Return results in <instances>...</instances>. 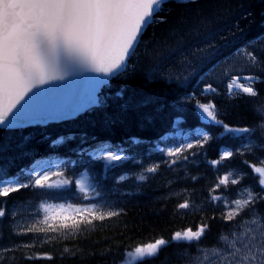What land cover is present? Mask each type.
Returning a JSON list of instances; mask_svg holds the SVG:
<instances>
[{
  "label": "trees",
  "instance_id": "16d2710c",
  "mask_svg": "<svg viewBox=\"0 0 264 264\" xmlns=\"http://www.w3.org/2000/svg\"><path fill=\"white\" fill-rule=\"evenodd\" d=\"M160 16L165 17L167 23L148 28L136 55L129 61L128 70L103 87L98 105L63 121L14 128L0 126V167L6 168L10 175L29 170L46 159L62 163L56 170L64 173L59 179L75 181L79 172L87 168L93 183L88 195L93 200L84 203L95 202V191H99L101 204L122 209L121 215L94 221V226L74 236L50 233L56 238L48 240L43 233L17 235L13 229L18 228L9 213L0 219V248L34 241L35 245L5 254L0 264H119L126 258L125 252L139 243L160 237L168 239L175 231L189 227L196 230L206 222L209 230L198 247L196 242L193 247L185 242H172L163 247L156 258L143 261V264L184 263L200 247L218 245V237L235 228L240 220V217L236 221L222 218L226 211L224 195L236 186L231 183L215 186L228 169L244 171L240 174L245 178L243 185L256 186L257 194L264 196L257 176L249 167L260 166L264 157V148L260 147L264 145L261 130L257 127L250 134L252 151H247L241 147L242 134H230L220 125L207 123L195 107L197 100L201 103L211 101L216 105L218 118L230 127L264 123L256 112L259 105L264 104V74L260 73L261 80L255 82L256 97H229L224 86H218L217 95H202L201 88L193 82L185 85L172 79L167 72L173 64L179 65V60H173V56L164 57L165 51L175 45L172 43L178 33L186 36V40L196 39L198 46L208 45V51L228 42L231 43L228 52L257 39L260 43L256 46L264 47V0H169ZM202 19H210L213 30L208 29L201 37L191 35L192 28L198 30ZM160 44L162 50L154 52ZM193 46L186 45L187 49ZM192 92L195 99L188 100ZM177 119L185 130L205 128L211 139L203 148L185 152L187 160L177 159L170 165L166 161L175 158L168 157L162 150L174 142L170 135ZM223 147L231 148L234 153L240 149L243 154L236 153L213 166L211 161L219 158ZM101 148L123 149L128 159L122 165H115L90 155L91 150ZM153 165H159L155 173L144 171ZM121 175L126 176L124 181H119ZM140 175L146 179L140 180ZM58 178L52 177L53 180ZM81 195L73 183L64 189H22L6 200L8 209L15 210L16 202L29 201L33 205L41 197L81 201ZM212 196L221 199L214 201ZM185 200L191 207L178 208L177 205ZM255 210L264 213V200L258 201L254 210L246 211L244 218ZM38 212L29 213L25 225L32 223ZM37 253H48L52 259H28L29 255Z\"/></svg>",
  "mask_w": 264,
  "mask_h": 264
},
{
  "label": "snow or ice",
  "instance_id": "6c2138e0",
  "mask_svg": "<svg viewBox=\"0 0 264 264\" xmlns=\"http://www.w3.org/2000/svg\"><path fill=\"white\" fill-rule=\"evenodd\" d=\"M168 2L169 0H0V126L14 128L22 120L40 114V105L34 99L36 90L44 89L57 81H66V77L78 76L84 71L99 74L93 76L88 104L99 103L97 91L107 84L109 79L117 78L128 70L129 61L136 55L148 28L167 23L160 13ZM259 43V39L247 41L243 47H237L232 52V56L241 57L243 68L248 71L247 74L242 71L232 74L234 70L225 67L224 78L220 82L224 84L229 97L258 95L254 85L261 77L251 69L264 72V47H257ZM225 63L227 64V60ZM215 83H206L201 89V94H219ZM192 99H195L194 94L188 97V100ZM195 107L202 120L222 126L227 133L251 134L258 127L261 136H264V123L253 127H230L218 118L216 105L211 101L201 103L197 100ZM256 112L264 121V106L256 109ZM210 139V134L205 131L194 136L189 142L167 147L162 151L175 159L166 162L171 165L175 164L177 159L187 160L185 152L203 148ZM260 147L264 148V145ZM245 149L252 151L248 145H245ZM236 153L243 154L240 149H236ZM236 153L231 148H225L219 158L212 160L211 164L217 166ZM97 159L122 165L128 157L124 155L123 149H110L106 152L102 150V155ZM260 163L264 165V160ZM249 167L264 190V166ZM158 168L159 165H153L144 171L155 173ZM54 176L63 177L64 173L50 169H29L10 175L6 168L0 167V219L9 213L13 218L18 215L15 210L8 209L6 198L22 189H64L74 183L83 194L84 200H93V197L88 195L90 189L86 187L83 179L53 180ZM118 179L124 181L126 176L121 175ZM139 179L144 180L146 177L140 175ZM240 179L242 177L235 178L230 172L219 178L215 187L227 186L229 183L236 185ZM246 191L247 198L225 202L227 210L222 214V218L226 221H236L240 217L235 230L221 234L217 241L220 246L214 245L211 254L199 253L202 258L194 259L192 264H264V215L255 213L247 219L243 216L246 211L254 210V206L258 201L264 200V196ZM95 196L101 197V192L95 191ZM211 199L215 201L221 198L212 196ZM20 203L16 202L14 207H20ZM177 207L188 209L191 205L185 200ZM40 208L43 212L42 219L39 218L38 212L32 223L21 225L13 231L17 235L43 233L48 240H52L56 237L49 235L50 233L65 237L74 236L89 226H94V221L118 217L123 211L98 202L78 205L60 203L55 206L41 204ZM208 230L206 222L200 224L196 230L191 227L178 230L168 239L160 237L139 243L132 250L126 251L124 256L127 258V264H136L137 261L143 264L148 258H156L162 248L172 242H185L189 247H193V242H196L198 247L199 241ZM34 245L35 241L32 244L0 248V260L7 253L21 248L31 249ZM67 251L68 249H65V252ZM28 259L51 260L52 256L48 253H37L29 255Z\"/></svg>",
  "mask_w": 264,
  "mask_h": 264
},
{
  "label": "rangeland",
  "instance_id": "374dc122",
  "mask_svg": "<svg viewBox=\"0 0 264 264\" xmlns=\"http://www.w3.org/2000/svg\"><path fill=\"white\" fill-rule=\"evenodd\" d=\"M183 1H189V0H183ZM199 22L200 24L198 26V30L193 27L191 31L193 30L194 31L191 35L201 37L202 35H205L207 33L206 31L208 29H210V32L213 30L212 29L213 27L211 25L213 22L210 21V19L209 20L202 19ZM172 44H175V45L171 49H167L165 51L164 55L166 56L164 57L173 56V60L175 59L179 60L178 61L179 65H176V63L173 64L170 67L169 72H167V74L172 79H177L183 82L184 84H188L189 82L193 81L194 83H197L199 88L202 89L206 83L215 81L216 82L215 84L219 86L220 85L224 86V84L221 83L220 81L223 80L224 78L223 73H224L225 67H230L231 69H233L234 71L232 72V74H236L237 71H242L244 72V74H247L248 70L243 68V65L241 63V57L232 56V52L234 50L230 53H228L229 51L228 52L226 51L227 49H229L230 47L229 45L231 43L229 44L228 42L221 43L219 46L215 47L216 49L214 51H208L209 50L207 49L208 45L198 46L196 43V39L186 40V36L181 37V33H178L176 36V41L173 42ZM186 45H190V46L194 45V46L191 47V49H187ZM243 45L239 47H243ZM161 50H162V44L158 45L154 49V52L158 53V51H161ZM226 60H227V64L225 63ZM251 71L260 77H261L260 73L264 74V72H262L259 69H251ZM262 106H264V104H262ZM177 133H178L177 134L178 136L176 137L177 143L174 146H179V144L181 143L189 142L194 137V135H192L191 133L181 131V130H179ZM200 133H204V132L201 130L200 131L197 130V132L195 133V136H197ZM242 136L244 138V141L242 142L241 147H245V145L249 146L252 141V139L250 138V134H245ZM97 153L99 152H96V154ZM261 160H264V157H262ZM59 165H60L59 161H53L47 164L41 163L40 165H38V167H36L35 170L51 169L52 167H55L58 170ZM260 166H264V165L261 164ZM230 172L233 174V177L235 178L242 177V179H240V182L235 185L236 189H232L233 190L232 192L224 195L225 202L226 201L231 202L236 199L247 198L246 190L252 191L253 193L257 194L258 191H255L256 186H253L250 184L243 185V182H245V178L240 174H244L245 173L244 171H240L239 169L232 168V169H228L224 173V175H227ZM80 179H83L85 181L86 187L88 188H90L93 184L90 179V175L87 171H84L83 173L79 175L78 180ZM57 180H59V178ZM261 191L264 194V190L261 189ZM101 198H102V195L101 197H96L95 202L101 203L103 201ZM80 199L81 201H75V203H73V202H69L68 200L57 201V200L41 197L37 201H35L33 205L29 201L22 202L20 203V207L15 208V211L18 213V215L14 218L16 226H17L16 228H19L21 225H25V221L27 220L28 214L31 213L32 211L34 212L38 210L41 213L40 217L42 218L43 212H42V209L40 208L41 204H51L55 206L60 203H72V204L78 205V204H83L84 202L87 201L83 199V196ZM260 214L264 215L263 213H260ZM212 251H213V247L204 248L199 253L203 252V253L211 254ZM198 254L194 256L193 258L191 257L186 263H183V264H192L194 259H197V260L201 259L202 257H200ZM120 264H127V258L125 259V261L121 262Z\"/></svg>",
  "mask_w": 264,
  "mask_h": 264
},
{
  "label": "water",
  "instance_id": "95a60500",
  "mask_svg": "<svg viewBox=\"0 0 264 264\" xmlns=\"http://www.w3.org/2000/svg\"><path fill=\"white\" fill-rule=\"evenodd\" d=\"M96 75L99 74L84 71L78 76L66 77L68 79L66 81H57L45 86L44 89L36 90L34 99L40 105V114L31 119L22 120L19 125L34 121L61 120L74 116L92 106L93 104H88V102L93 76Z\"/></svg>",
  "mask_w": 264,
  "mask_h": 264
}]
</instances>
